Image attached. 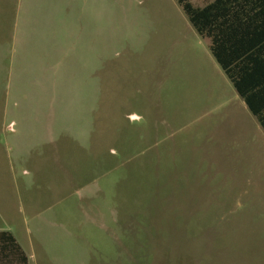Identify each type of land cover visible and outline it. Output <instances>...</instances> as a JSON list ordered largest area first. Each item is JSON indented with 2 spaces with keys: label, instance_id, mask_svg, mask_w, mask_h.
<instances>
[{
  "label": "rangeland",
  "instance_id": "obj_1",
  "mask_svg": "<svg viewBox=\"0 0 264 264\" xmlns=\"http://www.w3.org/2000/svg\"><path fill=\"white\" fill-rule=\"evenodd\" d=\"M21 1L0 0V214L32 264H264L214 246L264 132L177 1L52 0L70 63L46 53L47 83L5 94Z\"/></svg>",
  "mask_w": 264,
  "mask_h": 264
},
{
  "label": "crops",
  "instance_id": "obj_2",
  "mask_svg": "<svg viewBox=\"0 0 264 264\" xmlns=\"http://www.w3.org/2000/svg\"><path fill=\"white\" fill-rule=\"evenodd\" d=\"M19 5H21L22 10ZM17 7V11L14 14L12 40L8 52L10 62L6 69L5 94H9L13 90L25 93V90L29 87L32 89L31 85L40 83L39 68H41V83H43V78L45 77L43 75V61L48 60L45 57L46 53H48L50 59L52 51L60 52L63 50L60 53L63 59L69 63L71 57L68 51L64 49L70 43L72 31L69 33V31L65 30L68 28V24L71 26V23L75 21L74 14L57 13V3L53 4L52 0L46 2L25 0V2L21 1L17 4ZM52 60H54V56ZM66 61L65 64L67 63ZM84 63L85 61L80 60L76 65L85 67ZM44 83H47L45 78ZM236 94L238 95L237 92ZM239 98L242 100L240 96ZM242 102L248 110L245 102L243 100ZM248 112L250 113L249 110ZM251 116L256 121L252 114ZM4 119L8 120L7 116ZM256 123L258 124L257 121ZM258 126L261 128L259 124ZM7 127H9V124ZM23 128H25L24 123L17 119L8 130L14 133L23 131ZM261 130L264 132L262 128ZM262 141L264 142V136ZM261 145V148H264V143ZM251 163L259 166H256L254 172L249 173L247 171L241 179H238L237 185L243 188V192L235 199L234 197L232 198L231 202L234 203V206L230 207V204H228V212L224 216L220 215L215 222L214 226L217 231L214 232V246L215 248L218 246L220 254L224 248L230 247L232 251H239L242 246H244L245 250L253 249L264 253V154L259 158H255ZM248 203L252 207L248 206ZM219 204L222 207H226V203L219 202ZM238 207L242 211L239 209L235 210ZM46 212L43 209L41 212L34 213V219H38V222L43 220L48 225H56V218H53L50 214L46 216ZM233 220H236V227L242 230V234L239 237L245 236L246 238L242 240L237 237L234 238L238 232L234 235L231 231ZM2 231H7L11 234L18 249L13 248L10 242L3 240L5 242L3 243L2 239H0V264H32V257L14 232H12L10 224L5 222L2 214H0V232ZM227 231L229 232L228 240L225 239ZM233 246L235 250L232 249Z\"/></svg>",
  "mask_w": 264,
  "mask_h": 264
},
{
  "label": "trees",
  "instance_id": "obj_3",
  "mask_svg": "<svg viewBox=\"0 0 264 264\" xmlns=\"http://www.w3.org/2000/svg\"><path fill=\"white\" fill-rule=\"evenodd\" d=\"M176 1L264 130V0H206L202 6ZM0 239L18 249L9 232H0Z\"/></svg>",
  "mask_w": 264,
  "mask_h": 264
}]
</instances>
